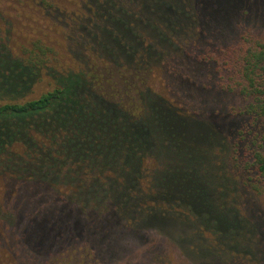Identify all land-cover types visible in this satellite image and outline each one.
<instances>
[{
  "label": "trees",
  "instance_id": "16d2710c",
  "mask_svg": "<svg viewBox=\"0 0 264 264\" xmlns=\"http://www.w3.org/2000/svg\"><path fill=\"white\" fill-rule=\"evenodd\" d=\"M162 216L195 264H264V0H0V264H118Z\"/></svg>",
  "mask_w": 264,
  "mask_h": 264
},
{
  "label": "rangeland",
  "instance_id": "374dc122",
  "mask_svg": "<svg viewBox=\"0 0 264 264\" xmlns=\"http://www.w3.org/2000/svg\"><path fill=\"white\" fill-rule=\"evenodd\" d=\"M13 38L22 41L21 38H17L16 34L13 35ZM210 97L214 100L211 115L208 114V106H210L212 102ZM207 99L208 100L203 103L207 105V111L203 113V115L201 114L200 117H207L208 119L213 117L210 121L212 120L216 123L225 137H227V135L229 136L227 139L232 148L233 142L230 141V137L234 131L236 132L238 130L242 123L243 116H246L241 112L245 99L237 92L222 91L209 93ZM238 151L240 161L244 163L245 157L247 156L245 153V142L240 141ZM234 172L235 174L233 175L239 178L240 174L238 172H240V169L235 168ZM173 223L174 222L169 219H163V216L154 218L148 225L143 226L144 229H150V232H133L123 237L122 241L119 243L116 256L118 264H195V258H205L203 254L196 257L193 251H188L186 248L182 249V252L171 238H167L163 235V232L155 229L158 227L162 228L164 231L171 229V232H173L172 235L177 237L178 232H174L173 228L175 227H173ZM207 259L208 258L205 260Z\"/></svg>",
  "mask_w": 264,
  "mask_h": 264
}]
</instances>
